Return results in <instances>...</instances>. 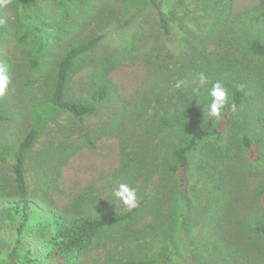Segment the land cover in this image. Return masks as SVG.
<instances>
[{
    "label": "rangeland",
    "instance_id": "374dc122",
    "mask_svg": "<svg viewBox=\"0 0 264 264\" xmlns=\"http://www.w3.org/2000/svg\"><path fill=\"white\" fill-rule=\"evenodd\" d=\"M154 1L169 23V34L162 31L158 13L148 2L86 0L71 9L58 31L40 28L34 33L30 26L35 23L27 22H41L44 15L35 10V16L27 13L29 16L21 18L20 31L14 33L12 27L0 35V65L7 68L9 76V85L0 95V112L8 116L0 121V146L10 148L1 152L5 161L0 164V264H125L151 259L164 245L171 264H264V236L254 230L257 219L264 223V192L257 195L260 184L264 185V163L250 164L240 175L234 173L238 172V160L222 164L231 178L232 193L226 195L199 179L195 172L197 153L189 157L186 235L181 236L185 246L178 242L176 227L149 226L153 217L149 208L131 223L102 229L77 259L65 260L54 250L57 214L101 218L129 210L113 195L120 183L136 190L137 201L157 196L156 188L164 183L163 215L169 219L172 214L174 221L180 203L178 184L171 178L172 150L183 144L188 132L182 124L159 127L155 121L161 115L178 119L181 97L188 89L196 90L192 82L198 75L189 73L176 83L167 82L160 68L163 55H181L202 47L215 49L219 36L233 33L228 20L256 5L259 8L254 17L247 20L251 28L248 35L235 30L234 36L242 49L254 33L264 42V0ZM3 8L5 4L0 5L1 11ZM61 15L54 17L59 20ZM26 33L34 34L18 39ZM98 35L101 38L96 44L75 60L66 97L88 102L91 92L106 80L110 93L83 120L61 112L42 127L25 157L29 217L18 234L22 211L12 171L13 150L31 126L30 94L41 100L48 97L59 58ZM41 40L46 55L31 67L29 57ZM110 64L114 68L104 75ZM212 83L208 79L206 89L191 95L192 100L207 128L222 125L225 129L224 109L219 118L207 115ZM239 116L243 117V112ZM56 124L62 128L57 129ZM122 143L132 162V173L126 176L120 172ZM54 158L63 161L57 165ZM254 202L261 209L256 217L249 209ZM12 250L15 257L10 259Z\"/></svg>",
    "mask_w": 264,
    "mask_h": 264
},
{
    "label": "trees",
    "instance_id": "16d2710c",
    "mask_svg": "<svg viewBox=\"0 0 264 264\" xmlns=\"http://www.w3.org/2000/svg\"><path fill=\"white\" fill-rule=\"evenodd\" d=\"M134 1L150 3L158 13V24L162 31L165 34H169V23L154 0ZM225 1L220 0L223 3ZM85 3L86 0H7L5 8L2 11L0 10V35H3L12 27L14 28V33L20 31V27L23 25L21 18L29 15L35 16V10L36 12L37 10L42 11L41 14L44 15L41 22H27L29 25L35 23L30 26L34 33L40 28L46 31L49 29L50 31L59 30L61 29L59 27H61L60 23L62 20L70 17L71 9H75ZM43 6H46L47 9L43 8ZM258 8L259 6L256 5L246 9L244 12L242 11L238 15H233L232 19L228 20L233 25L230 28L233 30L232 35L219 36L216 48L213 50L202 47L181 55H163L164 60L160 68L163 69L164 79L167 82L176 83L189 73L197 75L203 73L213 82L215 80L222 81L230 92L229 103L236 105L235 111L231 110L229 105L224 108L225 129H222V125L207 128L205 126V118L193 103L191 96L198 91L201 93L206 87L204 86L199 90H193L192 88L186 90L181 97L177 120H173L166 115H161L156 119L155 123L159 127H172L177 123L184 125L188 132V137L183 144L172 150L174 163L170 168L171 178H174L175 183L178 184L177 195L180 203L176 219L173 221L172 214H170L171 218L169 219H166L163 215L166 199L163 195L167 192L163 188L164 183L159 184L156 188L157 196L154 195L150 200L143 198L138 201L137 207L124 213L112 214L101 218L70 216L65 213L57 214L53 235L54 250L65 260L69 258L77 259L82 256L105 227L131 223L133 219L140 217L142 211L149 208L153 211L152 222L149 223V226L156 229H167L170 226L172 228L170 230L176 227L178 242L185 246L182 237L186 235L185 198L188 187L189 157L192 153L198 154L195 172L199 179L211 183L213 190L226 195L232 193L229 190L231 178H228V174L222 164H226L227 160H238L240 163L238 172L234 173L240 175L244 172L243 169L249 168L250 164L264 163V66L262 63L264 62V42L254 33L253 37L245 43L242 49L240 42L238 43L234 36L235 30H242L244 34L248 35L251 28H249L247 20L254 17L255 14L253 13ZM61 13L60 19L56 20L54 15ZM37 15L38 13H36ZM224 23L225 25L223 26L226 27L227 23ZM33 34L26 33L18 39L25 40L28 37H32ZM100 38L101 36L98 35L80 42L59 58L55 66L52 92L48 97L41 100L30 94V99L33 103L31 126L13 150L14 164L12 171L18 195L17 204L20 205L22 211V220L17 228L18 234L24 229L29 217L30 200L24 172L25 157L38 139L42 127L48 121L55 119L61 112H67L81 121L86 115L93 114L96 111L97 104L105 101L110 93L109 84L106 80L91 92L88 102H76L66 97V88L75 60L90 50ZM45 55V42L41 40L32 56L29 57V65L36 67L40 59H43ZM113 68L114 64L108 65V67L104 68L103 74H107ZM239 112H243L244 116L240 117ZM6 119H8V116L0 112V121ZM56 125L57 129L62 128V125ZM86 141L90 146L94 145L88 138H86ZM9 149L8 146H0V164L5 161L1 152ZM120 150V172L125 176L130 175L132 173L130 170L132 162L124 143H122ZM58 152L61 153L62 151ZM53 161L58 165L63 160L54 158ZM170 191L172 192V189ZM263 192L264 185L260 184L257 195ZM163 197L164 200L162 201ZM255 205L254 202V206L249 208L254 217L261 214V209ZM257 222L254 230L264 236V223H261L258 219ZM166 251L167 246L164 245L151 259L131 260L125 262V264H171ZM12 257H15L14 250L10 253V259Z\"/></svg>",
    "mask_w": 264,
    "mask_h": 264
},
{
    "label": "clouds",
    "instance_id": "9594fccd",
    "mask_svg": "<svg viewBox=\"0 0 264 264\" xmlns=\"http://www.w3.org/2000/svg\"><path fill=\"white\" fill-rule=\"evenodd\" d=\"M6 3L7 0H0V5ZM192 83L195 85L196 90H199L208 83V77H206L203 73H200ZM8 85L9 76L7 74V68L3 65H0V95L4 94ZM176 88H181L180 82L176 84ZM208 96L210 97V102L207 105V115L209 118H219L226 105H229L231 110L235 111L236 105L234 103H229L228 90L222 81H215L212 83L211 88L208 90ZM113 195L129 209L138 206L136 190L130 187L128 184L120 183L113 191Z\"/></svg>",
    "mask_w": 264,
    "mask_h": 264
}]
</instances>
